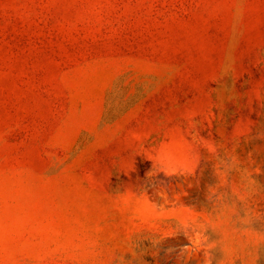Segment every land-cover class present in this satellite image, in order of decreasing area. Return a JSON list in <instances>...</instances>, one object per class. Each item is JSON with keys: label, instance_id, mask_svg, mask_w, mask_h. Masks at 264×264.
I'll return each mask as SVG.
<instances>
[{"label": "rangeland", "instance_id": "1", "mask_svg": "<svg viewBox=\"0 0 264 264\" xmlns=\"http://www.w3.org/2000/svg\"><path fill=\"white\" fill-rule=\"evenodd\" d=\"M0 264H264V0H0Z\"/></svg>", "mask_w": 264, "mask_h": 264}]
</instances>
